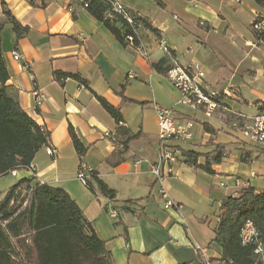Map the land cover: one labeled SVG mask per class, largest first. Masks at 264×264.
<instances>
[{
    "label": "crops",
    "instance_id": "1",
    "mask_svg": "<svg viewBox=\"0 0 264 264\" xmlns=\"http://www.w3.org/2000/svg\"><path fill=\"white\" fill-rule=\"evenodd\" d=\"M119 1L156 32L139 24L134 29L138 44H122L76 0H0V19H5L4 7L27 28L17 38L10 23L3 25L0 45L7 84L21 108L48 131L45 146L54 149L50 157L45 146L35 153L34 172L19 168L10 175L62 187L105 241L114 264H197V247L209 258H218V247L211 241L222 199L243 187L238 182L258 193L264 190V169L257 163L264 146L248 142L249 147L230 128L232 113H264V43L255 39L250 27L256 17H264V8L252 0H154L161 13L153 18L138 8L137 0ZM174 20L191 27L201 44L218 52L216 65L195 61L202 66L204 86L230 92L220 101L213 122L196 118L199 110L180 102L165 73L151 66L172 56L181 65L192 62L177 54L169 35ZM160 39L167 52L157 45ZM13 51H18L19 60ZM54 72L66 76L56 79ZM34 89L43 94L37 106ZM97 97L118 109L121 120L117 122ZM154 103L171 109L178 122H190L192 138L197 137L193 142L171 141L178 162L162 165L163 184L180 205L178 211L162 207L158 183L149 170L158 153ZM70 130L86 147L81 156ZM129 135L134 138L125 141ZM215 143L224 152L219 162L209 159L210 172L195 168L182 155L212 152ZM205 162L204 156L197 158V164ZM80 164L86 185L77 178ZM91 172L114 191L113 198L99 190ZM111 210L117 215L111 216Z\"/></svg>",
    "mask_w": 264,
    "mask_h": 264
},
{
    "label": "trees",
    "instance_id": "2",
    "mask_svg": "<svg viewBox=\"0 0 264 264\" xmlns=\"http://www.w3.org/2000/svg\"><path fill=\"white\" fill-rule=\"evenodd\" d=\"M252 1L264 8V0ZM86 10L122 44L128 34L133 36L132 45L138 44L134 29L139 24L156 32L149 22L126 9L133 17V23L129 24L102 0H91ZM1 13L5 19H0V41L5 23L12 25L17 38L26 34L27 28L17 23L7 9L2 7ZM254 36L264 43V33L254 32ZM5 64L0 45V177L28 167L35 153L46 145L49 135L21 108L7 84L9 74ZM151 66L159 73H165L169 67L163 58ZM65 76L62 72H54L53 77L61 79ZM97 99L117 122L121 120L118 109L101 97ZM204 128L210 129L207 123ZM70 135L75 150L83 155L86 147L71 130ZM133 138L134 135H129L125 141ZM223 152V147L216 144V149L206 154L182 151V155L195 168L210 172L209 159L219 162ZM199 156L206 158L205 164H197ZM91 176L106 197H114V191L94 172ZM19 198L24 206L17 203ZM218 209L211 243L218 247L219 257L210 258V261L214 264H263L254 253V245L241 243L239 232L246 221L252 222L264 249V190L258 193L252 186L242 187L234 195L225 196ZM110 254L105 241L96 234L92 223L62 187L50 186L34 178H21L3 194L0 201V264H15V257L20 258L18 264H114ZM197 264H203L202 259Z\"/></svg>",
    "mask_w": 264,
    "mask_h": 264
},
{
    "label": "built area",
    "instance_id": "3",
    "mask_svg": "<svg viewBox=\"0 0 264 264\" xmlns=\"http://www.w3.org/2000/svg\"><path fill=\"white\" fill-rule=\"evenodd\" d=\"M84 9L91 0H76ZM107 2L112 10L121 15L129 24L133 23V17L127 12L126 8L120 3L119 0H102ZM250 27L256 33H264V17H256ZM128 44L132 45L133 36L125 37ZM160 47L167 52V47L163 41H160ZM12 56L14 59L19 60L20 54L18 51H13ZM166 78L170 81L171 85L179 93L180 99L183 104L191 106L193 109L201 111L206 117H212L216 114L220 107L221 93L214 91L204 86V72L197 62H191L186 65L178 64L176 61L167 68L165 72ZM32 77V76H31ZM132 77V75H129ZM224 96L229 95V91L223 90ZM34 105H38L43 100V94L38 89L33 90ZM153 109L157 118V138H158V153L157 160L150 166V173L155 177L158 183V198L161 200L164 209H173L178 211L180 205L171 199L168 191L163 184L162 165L178 162V158L174 152V147L171 141L180 140L188 141L192 138V131L190 122H178L171 109L163 107L157 103L153 104ZM232 113V112H231ZM233 121L230 123V128L237 132L246 141L264 146V113L258 112L252 116H245L238 113H232ZM47 155L53 156L54 149L50 146L44 147ZM28 168L31 172L35 171V167L30 164ZM13 172V171H12ZM77 178L79 181L86 185V176L84 166L82 164L78 167ZM246 183H239L237 186H245ZM111 216H116V211L109 212ZM240 241L243 245H254V253L261 259L264 264V249L258 241V233L252 222L246 221L239 232ZM197 252L200 254L203 264H214L210 261L207 254L197 247Z\"/></svg>",
    "mask_w": 264,
    "mask_h": 264
},
{
    "label": "rangeland",
    "instance_id": "4",
    "mask_svg": "<svg viewBox=\"0 0 264 264\" xmlns=\"http://www.w3.org/2000/svg\"><path fill=\"white\" fill-rule=\"evenodd\" d=\"M136 2L138 4V8L145 10L146 12H149L153 18L159 16V14L161 13V11L158 10L159 8H158V6H156L154 0H137ZM155 9L158 10V14L155 12ZM168 17H169V15H168ZM170 19H172L171 14H170ZM174 23H175V29L172 30V33L169 35L171 36V38H173L175 40V44L177 46V54L180 56L181 60L192 61V62L198 61L200 65L205 64V65H212V66H213V64L216 65L217 63L220 62V60L217 57L218 52H216L214 49L210 48L209 46L201 44L197 40V37L195 35V31L191 27H183L182 25H179L175 20H174ZM160 41H163V40L162 39L158 40L157 45L160 44ZM212 46H214V45L212 44ZM159 47H160V45H159ZM216 48H218V47H216ZM167 50H168V48H167ZM224 56H226L225 52H224ZM171 61H172V63H173V61H176L173 56L171 57V59L167 60V64ZM209 89H211V88H209ZM213 89H211V90H213ZM223 90H225V89H223ZM223 90L214 89V91H219V93H221L220 94L221 99L224 97L223 92H221ZM177 94L179 96L178 92H177ZM184 111L191 116L195 113L196 118H199L203 122H205V121L213 122L212 117L207 118L202 113H200V111H196L193 113V111L188 109V108H185ZM196 129H197V126H195L194 132L196 131ZM239 137H241V136L239 135ZM196 138L197 137L195 134L194 137L192 138V140H190V142L196 141L197 140ZM243 140H245V139H243ZM246 144L249 145V147L252 146L250 143L248 144V141H246ZM184 146L187 147L188 144H185ZM228 150H229V148H228ZM257 163L262 164L261 166H263V169H264V152L261 154L260 157L257 158ZM243 169H245V167H243ZM17 180L18 179L13 177L12 175H10V173L0 177V201L3 198V194L9 188V186H11ZM17 203L18 204L20 203L21 206H24V202H22L20 200V198L18 199ZM14 261H15V264H18L20 261V258L15 257Z\"/></svg>",
    "mask_w": 264,
    "mask_h": 264
}]
</instances>
